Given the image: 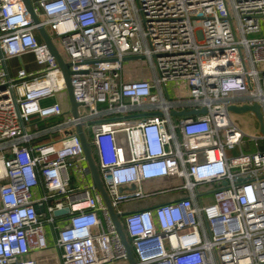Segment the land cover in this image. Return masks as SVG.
Listing matches in <instances>:
<instances>
[{
    "label": "built area",
    "instance_id": "built-area-1",
    "mask_svg": "<svg viewBox=\"0 0 264 264\" xmlns=\"http://www.w3.org/2000/svg\"><path fill=\"white\" fill-rule=\"evenodd\" d=\"M31 3L38 24L0 0V264H129L78 125L137 264H264V135L230 117L258 105L264 122V0Z\"/></svg>",
    "mask_w": 264,
    "mask_h": 264
},
{
    "label": "water",
    "instance_id": "water-1",
    "mask_svg": "<svg viewBox=\"0 0 264 264\" xmlns=\"http://www.w3.org/2000/svg\"><path fill=\"white\" fill-rule=\"evenodd\" d=\"M23 2L25 3V6L31 16V18L33 19L34 23L38 24L39 23V19L36 16L31 0H23ZM39 33L41 35L42 40L44 41V43L48 46L49 50L51 51V53L54 55V57L56 58V60L58 61L60 67L62 68L63 72H64V77L67 83V89H68V95H69V101H70V106H71V112L74 116V118H78L79 114H78V108H79V104L76 102L74 94H73V89H72V85H71V75L72 72L70 71L69 65H67L62 57L60 56V54L58 53L57 49L55 48L53 41L50 37V35L48 34V32L44 29V28H39ZM138 59H143V57H136ZM127 60V59H126ZM230 110L234 113L237 114H244L247 112H251L253 113L256 118L258 119L259 123H260V130L261 133L264 135V122H263V117H262V113L260 111V107L258 105H254V106H243V107H237V106H231ZM206 109H202L198 112H180V113H176L173 112L172 115L174 116H184V115H191L193 113L195 114H204L206 113ZM76 133L78 134V136L81 139L84 151H85V156L87 158V162L88 165L90 167L91 170V174H92V179H93V183L94 186L96 187V189L99 191V193L101 194V196L103 197L106 206L109 210V213L113 219V222L118 230V233L121 237L122 243L124 244L126 250H127V254H128V261L129 264H137V261L134 257L133 251H132V247L130 245V242L128 241L127 235L123 229L122 223L119 220V216L116 214L114 208L112 207L109 195L107 193V191L104 188V185L102 183V180L100 178L99 172H98V168L96 166L93 154H92V148L90 143H88L86 135L83 131L82 126L78 125L76 127ZM68 210H63V211H57L55 213L56 216H63L68 214Z\"/></svg>",
    "mask_w": 264,
    "mask_h": 264
},
{
    "label": "rangeland",
    "instance_id": "rangeland-1",
    "mask_svg": "<svg viewBox=\"0 0 264 264\" xmlns=\"http://www.w3.org/2000/svg\"><path fill=\"white\" fill-rule=\"evenodd\" d=\"M263 27H264V24H263ZM263 32H264V29H263ZM262 35H263V33L258 35V36H262ZM57 45H58V41H57ZM130 64H132V63L125 62V64H124V67H125L124 69H127V71L125 73L126 74V76H125L126 80H133L134 75L136 74L135 72L129 71V70H132V65H130ZM140 67H141V65H140ZM144 73L148 74L147 71H144ZM178 95L184 96L185 93H178ZM230 117H231V120L247 136H249V137H261L262 136V133L260 130V123L253 113L247 112L244 114H237V113L231 112ZM87 133H88V140L91 142L92 137L90 135V130H87ZM169 186H170L169 183H165L164 185H160V186L158 185V188L163 189V188H166Z\"/></svg>",
    "mask_w": 264,
    "mask_h": 264
},
{
    "label": "crops",
    "instance_id": "crops-1",
    "mask_svg": "<svg viewBox=\"0 0 264 264\" xmlns=\"http://www.w3.org/2000/svg\"><path fill=\"white\" fill-rule=\"evenodd\" d=\"M23 62H24V66L28 70H30V71H35L36 70V65H35V62H34L33 57L31 55L24 56L23 57ZM129 63H132V64H130V65H132V70H129V71H132V72L136 73L134 75L133 80H139V79H144V78H148L149 77V73L148 74L144 73L145 70H142L138 63H136V62H129ZM20 66H22L20 61L19 60H14V61L10 62L9 69H10L11 73L14 74V72ZM126 71H127V69H124V76H126V74H125ZM165 183L166 182H164V181L157 182V183L154 184V186L164 185ZM150 203H151L150 201H145V202H142L141 204H139V206L145 207V206H148ZM0 207H1V203H0ZM49 242H50V245H53V243H54V239H53V237L51 235L49 236ZM113 264H127V263L121 261V262H115Z\"/></svg>",
    "mask_w": 264,
    "mask_h": 264
},
{
    "label": "trees",
    "instance_id": "trees-1",
    "mask_svg": "<svg viewBox=\"0 0 264 264\" xmlns=\"http://www.w3.org/2000/svg\"><path fill=\"white\" fill-rule=\"evenodd\" d=\"M94 154V153H93ZM94 157H95V154H94Z\"/></svg>",
    "mask_w": 264,
    "mask_h": 264
}]
</instances>
